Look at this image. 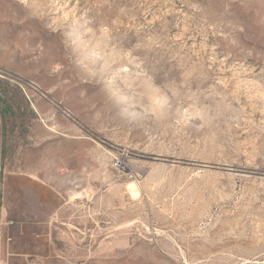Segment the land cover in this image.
I'll list each match as a JSON object with an SVG mask.
<instances>
[{
    "label": "rangeland",
    "instance_id": "1",
    "mask_svg": "<svg viewBox=\"0 0 264 264\" xmlns=\"http://www.w3.org/2000/svg\"><path fill=\"white\" fill-rule=\"evenodd\" d=\"M0 252L264 264V0H0Z\"/></svg>",
    "mask_w": 264,
    "mask_h": 264
},
{
    "label": "crops",
    "instance_id": "2",
    "mask_svg": "<svg viewBox=\"0 0 264 264\" xmlns=\"http://www.w3.org/2000/svg\"><path fill=\"white\" fill-rule=\"evenodd\" d=\"M19 233H23V231H19ZM21 256V257H20ZM14 261H25L27 264H42L38 259H32L28 257H22V254L17 253H3L0 252V264H14Z\"/></svg>",
    "mask_w": 264,
    "mask_h": 264
},
{
    "label": "bare ground",
    "instance_id": "3",
    "mask_svg": "<svg viewBox=\"0 0 264 264\" xmlns=\"http://www.w3.org/2000/svg\"><path fill=\"white\" fill-rule=\"evenodd\" d=\"M73 196V195H72Z\"/></svg>",
    "mask_w": 264,
    "mask_h": 264
}]
</instances>
